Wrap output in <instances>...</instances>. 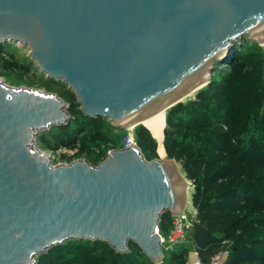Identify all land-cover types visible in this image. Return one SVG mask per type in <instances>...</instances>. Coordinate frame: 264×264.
I'll return each mask as SVG.
<instances>
[{
	"label": "water",
	"instance_id": "obj_1",
	"mask_svg": "<svg viewBox=\"0 0 264 264\" xmlns=\"http://www.w3.org/2000/svg\"><path fill=\"white\" fill-rule=\"evenodd\" d=\"M244 36H264V0H0V45L29 47L86 117L122 129L208 83ZM73 117L57 93L0 79V264H37L77 239L106 241L118 253L134 242L162 264L161 217L185 202L178 162L148 159L130 143L95 164H52L35 137ZM187 264L204 263L195 255Z\"/></svg>",
	"mask_w": 264,
	"mask_h": 264
},
{
	"label": "trees",
	"instance_id": "obj_2",
	"mask_svg": "<svg viewBox=\"0 0 264 264\" xmlns=\"http://www.w3.org/2000/svg\"><path fill=\"white\" fill-rule=\"evenodd\" d=\"M237 48V44L230 48L225 62L232 69L223 81L212 74L207 87L194 98L174 104L162 133L165 155L179 163L194 185L191 203L196 220L191 237L204 264L228 241L233 248L224 264L247 258L251 264L264 262V58L262 47H257L259 60L252 59L251 52L236 53ZM68 106L74 117L58 127L67 129L77 119L75 106ZM81 114L91 130L97 126L95 119L102 118ZM134 138L146 158L161 156L159 141L145 126L135 127ZM92 156L97 163L100 157ZM231 198H235L232 203ZM163 221L160 226L167 230L170 223ZM130 244L131 251L118 253L103 240H67L38 255L37 264H154L134 242ZM164 255L163 263L178 261L174 253L167 256L164 251ZM176 264H186V260Z\"/></svg>",
	"mask_w": 264,
	"mask_h": 264
},
{
	"label": "rangeland",
	"instance_id": "obj_3",
	"mask_svg": "<svg viewBox=\"0 0 264 264\" xmlns=\"http://www.w3.org/2000/svg\"><path fill=\"white\" fill-rule=\"evenodd\" d=\"M258 46L260 48L262 47L260 43L258 45V42H252V40H250L247 36H244L240 41L239 48H237L236 53L251 52L252 59L259 60L260 54L259 49L257 48ZM262 48L261 50L263 51L264 58V49ZM28 50L29 47L22 44L20 45L19 43H15L12 41H6L4 44L0 45V79L11 86H27L36 90L57 93L67 102L68 105L73 104V106H75V115L77 118L74 124H71L67 129L63 127L53 126L48 130L43 129L38 132L34 140L36 146L39 148V150H44L49 154L52 164L68 163L77 158L86 159L89 163L92 164L94 163L92 155L99 156V160L102 159L104 153L108 150V148L118 145V143L122 140V137L127 133L128 129L116 127L105 118H96L95 122L97 123V126H95L92 130L89 129L86 123L87 120L83 117L79 109L75 92L70 89L62 80L51 79L45 73H42L37 63L28 56ZM215 69L216 71L213 73V76H211L215 80L222 82L224 76H226L227 72L232 68L229 64H227V62L224 61V63H221ZM98 132H100V135H98L99 137H97ZM156 140L159 141L158 144H160V150V148L163 146V139L157 138ZM159 154H161V152ZM161 155L164 157L167 156V154L165 155L164 149ZM247 196H251V194H248ZM239 200V198L236 199V201ZM229 201L232 203L235 201V198H231L229 199ZM252 201L253 198L250 199V202ZM192 208L194 209H190L192 211L188 212V219L190 222L188 224V227L186 228L185 234L187 241H185L183 244L178 245L170 244L167 239L163 241V250L165 249L164 251L166 255L168 256L171 252L178 256V261L176 262H180V260L184 259L186 260L187 264L188 251L195 249L194 242L191 237L193 227L192 224L194 225L196 220V208L193 204ZM164 214L165 222L167 221V223H171V212L167 211ZM158 230L165 236L168 229L166 230V227L162 225L160 226L159 224ZM70 243L71 242L65 243L64 247L66 248L70 245ZM183 245H185L186 249ZM231 245L232 244L228 241L225 244L224 249L220 252L215 253L213 258L224 253H228L229 250L232 249ZM130 246L131 248H133V244H130ZM142 258L143 257L140 256L137 259V262L141 261ZM165 261V263H163L162 261V264H176V262H173L171 259H167ZM248 261H250L249 258H247L246 261L239 259L237 264H251ZM210 263L211 262L206 264ZM260 264H264V262Z\"/></svg>",
	"mask_w": 264,
	"mask_h": 264
},
{
	"label": "bare ground",
	"instance_id": "obj_4",
	"mask_svg": "<svg viewBox=\"0 0 264 264\" xmlns=\"http://www.w3.org/2000/svg\"><path fill=\"white\" fill-rule=\"evenodd\" d=\"M258 43H260L264 49V36L259 38ZM207 81L198 85L197 87L191 89V91H189L188 93L182 95L181 97H179L176 101L159 108L157 111L141 118V120H139L138 122L131 124L129 126H127L126 128L130 131L134 130L135 127L137 125H143L145 126L148 130H150L153 134V136L156 137V139H162L163 135L162 132L165 128V119H166V115L167 112H169L168 110L174 106V104L176 105L177 102H186L187 100H191L192 98L195 97L196 93L202 89H205L207 86ZM158 143V141H157ZM163 147L162 146L159 150V152H161V154L163 153ZM158 150V149H157ZM158 152V153H159ZM160 156V155H159ZM162 156V155H161ZM160 156V157H161ZM164 157V156H162ZM178 167V170L181 171V176H182V185L185 189V202H184V206L182 207V209L177 212L174 215L180 214V215H188V212H191L192 210L190 209H194L192 208V203H191V196L192 193L194 191V185L190 183V181L187 179L186 175L184 174L183 170L180 168L179 163L176 164ZM195 256V254L192 252L191 253V257Z\"/></svg>",
	"mask_w": 264,
	"mask_h": 264
},
{
	"label": "built area",
	"instance_id": "obj_5",
	"mask_svg": "<svg viewBox=\"0 0 264 264\" xmlns=\"http://www.w3.org/2000/svg\"><path fill=\"white\" fill-rule=\"evenodd\" d=\"M130 143L137 144L136 138H134V130L132 131L128 130L125 136L123 137L122 141L118 144L117 147H125V146L130 145ZM109 149L110 148H108V150ZM171 215H172L171 223L166 232V235L164 236L162 233L159 232L161 242H162V247H163V241H165L166 239L168 240L170 244H175V245L183 244L185 241H187L185 234H186V228L188 227V224L190 222L188 219V215H180V214L174 215L172 213ZM192 252L195 255H198L196 249L189 250L187 253L188 258L191 257Z\"/></svg>",
	"mask_w": 264,
	"mask_h": 264
}]
</instances>
